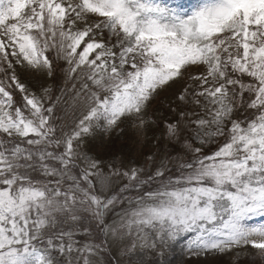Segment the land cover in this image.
<instances>
[{"label":"snow or ice","instance_id":"snow-or-ice-1","mask_svg":"<svg viewBox=\"0 0 264 264\" xmlns=\"http://www.w3.org/2000/svg\"><path fill=\"white\" fill-rule=\"evenodd\" d=\"M152 125L183 156L126 166L107 138ZM255 217L264 0H0V264H264Z\"/></svg>","mask_w":264,"mask_h":264},{"label":"rangeland","instance_id":"rangeland-1","mask_svg":"<svg viewBox=\"0 0 264 264\" xmlns=\"http://www.w3.org/2000/svg\"><path fill=\"white\" fill-rule=\"evenodd\" d=\"M155 2L161 4L162 6L175 7L176 5L180 4L187 7L193 3L200 2V0H155ZM58 77L59 78L57 79L56 83L60 86V88H66L68 90L67 95L69 97V103H71L70 97L72 81H65L62 72H58ZM22 79L34 90L38 87L37 78L28 74H24L22 75ZM49 83L51 84L52 82L49 81ZM55 84L53 85V88H56ZM179 88L180 85H176L174 86L173 90H169L162 93L161 97L158 98L157 101L153 103V105L149 109V116L155 117V119L156 117H158L156 120L162 121L165 118L164 113L167 109V104L161 105V100L165 97L170 96L172 94V91ZM58 89H56L55 91L53 90L55 95L60 94ZM64 107V105H61L62 109ZM157 109H161V111H157ZM60 114L64 116L65 121L69 125H71L74 119L71 110L68 111L67 115H65L63 110ZM168 118L172 119L174 117L169 115ZM107 139L111 140L113 148L117 150L121 160L126 166L144 167L145 172L150 170L151 163L147 161V155L151 154L156 157L157 162L161 160H170L173 164H175L177 162V158L182 157L185 151L183 148L182 140L177 141L169 139L166 135L163 134V127H157L156 125L150 126L146 136L144 137L138 136L136 134V131L129 127L120 136L112 134V136L108 137ZM123 183H127V181L116 180L114 182V186L118 187L120 184ZM249 223L262 224L264 223V217H255L250 220ZM188 238L190 237L183 238L180 243L186 242ZM174 248L176 251V255L173 256L171 254H168L164 257V259L171 260L172 264H179V244L175 245ZM251 259L252 258L248 255H242L240 257V264H251ZM219 260L221 261V264H231V258L229 257H221L219 258Z\"/></svg>","mask_w":264,"mask_h":264},{"label":"trees","instance_id":"trees-1","mask_svg":"<svg viewBox=\"0 0 264 264\" xmlns=\"http://www.w3.org/2000/svg\"><path fill=\"white\" fill-rule=\"evenodd\" d=\"M56 88H53V90L55 91L56 89L60 88V86L56 83L55 84ZM153 119H155V117H152ZM158 117H156L157 119ZM153 137V136H152ZM122 147V146H121ZM122 155H123V150H122Z\"/></svg>","mask_w":264,"mask_h":264}]
</instances>
